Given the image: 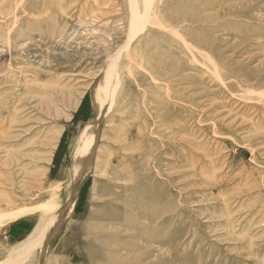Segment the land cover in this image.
Returning <instances> with one entry per match:
<instances>
[{"label":"rangeland","instance_id":"374dc122","mask_svg":"<svg viewBox=\"0 0 264 264\" xmlns=\"http://www.w3.org/2000/svg\"><path fill=\"white\" fill-rule=\"evenodd\" d=\"M130 3L0 0V264H264V0Z\"/></svg>","mask_w":264,"mask_h":264},{"label":"bare ground","instance_id":"6f19581e","mask_svg":"<svg viewBox=\"0 0 264 264\" xmlns=\"http://www.w3.org/2000/svg\"><path fill=\"white\" fill-rule=\"evenodd\" d=\"M138 1V0H137ZM135 0H131V22L130 24L137 25L136 28H139L138 25H142V28L145 29L143 25L146 24H157L154 21V18L151 16L152 13H150V0H143L141 4ZM155 1V0H154ZM195 2V1H194ZM137 4L142 7V10H139V6L137 7ZM156 5V4H155ZM153 7V6H152ZM165 7V6H164ZM130 8V7H129ZM154 8V7H153ZM170 9V8H169ZM155 10V9H154ZM130 11V10H129ZM191 11V10H190ZM174 12V11H173ZM154 15V14H153ZM163 17V16H162ZM205 21V20H204ZM174 22V21H173ZM172 22V23H173ZM179 23V22H178ZM180 25V24H179ZM188 25V24H186ZM156 26V25H155ZM157 27V26H156ZM132 29V27H131ZM143 29V30H144ZM138 30V29H136ZM177 30V29H176ZM166 31V30H165ZM169 31V30H168ZM175 32V31H174ZM134 33V32H133ZM136 34V32H135ZM140 34V33H138ZM131 35V34H130ZM135 36V35H134ZM138 36V35H137ZM174 38V37H173ZM180 38V36H179ZM178 38V39H179ZM156 42V41H155ZM158 42V41H157ZM150 43V42H149ZM158 44V43H157ZM184 44H186L184 42ZM121 46V45H120ZM185 46V45H184ZM153 47V46H151ZM161 47V46H160ZM187 47V46H186ZM124 47H122L123 49ZM121 49V50H122ZM171 50V49H170ZM169 50V51H170ZM175 50V49H174ZM189 50V49H187ZM194 50V48H193ZM147 53V52H146ZM180 55V54H179ZM193 55V54H192ZM183 56V55H182ZM122 55H112L110 58H112L111 62L106 61L105 69L103 73L100 75L99 79L97 80V84L94 87L93 90V98L94 103H98L100 97H103L105 103H107L108 106L112 105V98L115 93V89L118 82L119 77V62L121 60ZM109 58V59H110ZM130 60V59H129ZM124 63V62H123ZM190 63V62H189ZM191 64V63H190ZM126 67V66H125ZM124 67V68H125ZM190 68V67H189ZM122 70V69H121ZM154 82V81H153ZM185 83V82H184ZM167 86V85H166ZM186 86V85H185ZM168 88V87H167ZM260 94L264 95V91H262ZM165 100V99H164ZM189 100V99H188ZM163 101V100H162ZM102 110V107L100 106V112ZM87 141V140H86ZM84 141L85 143L83 146V149L86 151L90 147V143ZM80 152V151H79ZM85 153V152H84ZM81 155V154H79ZM84 172V171H83ZM86 172V171H85ZM84 174V173H83ZM79 176V175H78ZM77 176V177H78ZM213 176V175H212ZM81 179V178H80ZM76 180V179H75ZM57 206V205H56ZM54 206L51 203H47L46 206H44V212L45 215L42 216L41 220L37 222V224L34 227L33 232L29 235V237L21 243L17 248L12 250L10 252V258H7L4 262L2 261L1 264H24L28 258L33 255V253L36 250H39V253L41 251V248L45 245L43 244L44 240L48 238V232L51 227L53 226L54 218H52L51 212L54 210ZM60 207V206H59ZM28 211V210H27ZM25 211H22L21 213L25 214ZM22 214V215H23ZM21 216V215H20ZM152 221L154 220L155 216H152ZM149 221V220H148ZM52 234V233H51ZM38 254V253H37ZM16 255V256H14ZM14 256V257H12ZM12 257V258H11Z\"/></svg>","mask_w":264,"mask_h":264}]
</instances>
